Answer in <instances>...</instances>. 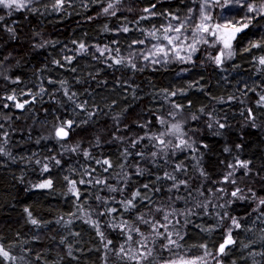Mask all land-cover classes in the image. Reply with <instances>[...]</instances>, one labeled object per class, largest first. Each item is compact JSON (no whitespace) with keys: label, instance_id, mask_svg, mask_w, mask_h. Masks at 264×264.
Returning <instances> with one entry per match:
<instances>
[{"label":"trees","instance_id":"obj_1","mask_svg":"<svg viewBox=\"0 0 264 264\" xmlns=\"http://www.w3.org/2000/svg\"><path fill=\"white\" fill-rule=\"evenodd\" d=\"M67 1L0 5V264H264L263 14L217 2L231 47L208 31L192 61L138 70L118 35L165 40L151 14L203 0Z\"/></svg>","mask_w":264,"mask_h":264},{"label":"rangeland","instance_id":"obj_2","mask_svg":"<svg viewBox=\"0 0 264 264\" xmlns=\"http://www.w3.org/2000/svg\"><path fill=\"white\" fill-rule=\"evenodd\" d=\"M217 2H222L221 11L223 12L222 18L227 17V13L234 10L244 12L253 20L264 16V7L260 5L251 4L238 5L237 0H208L205 4V0L202 2L188 3L179 9V12L174 16L175 18H169L164 11L152 13L158 21V28L161 32L165 33L167 39L154 41L147 39L145 41H139L135 38H123L117 37L119 43V50L122 59L131 63L138 70L147 69H159L165 70L175 66L186 64L188 61H192L200 46L204 43L206 33L212 31L217 37L218 41L225 47V44L232 46L234 38L232 37V31H229V27H213L211 28L208 18L210 10L216 5ZM16 3L23 4V9L26 11H34L44 6H69L70 2L67 0H16ZM76 1L72 5H76ZM251 6L252 11L249 10ZM246 8V9H245ZM203 9V14H202ZM243 13V14H244ZM183 24V28L180 32H175L171 29ZM203 25L208 31H198L193 35L196 25ZM264 28V18L256 28V31ZM238 30V28H234ZM234 30V31H236ZM123 39H122V38ZM179 37V39H177ZM171 40V43H169ZM229 48V47H225ZM87 53L91 56L92 62L95 64H106L105 59L110 56V51L107 45H98V42L91 40L86 46ZM147 57V59H145ZM190 79V75L187 73H181L175 78V82L181 83ZM232 243H225V249ZM222 254V253H220ZM200 260L192 259H173L167 263L160 264H200ZM205 264V263H201Z\"/></svg>","mask_w":264,"mask_h":264},{"label":"snow or ice","instance_id":"obj_3","mask_svg":"<svg viewBox=\"0 0 264 264\" xmlns=\"http://www.w3.org/2000/svg\"><path fill=\"white\" fill-rule=\"evenodd\" d=\"M15 3H16V0H0V5H4V6L7 7V8H13L14 5H15ZM207 3H208V0H205V4H207ZM19 6H20V7H23L24 5H23V4H20ZM109 7H112V6L109 5ZM249 10L252 11V10H254V9H252L251 6H250V7H249ZM104 11L107 12L108 9L106 8V9H104ZM146 11H148V10L146 9ZM202 14H203V9H202ZM174 18H175V17H174ZM204 18L207 19V18H209V17L205 16ZM0 19H2V17H0ZM217 27H220V26L217 25ZM245 27H246V25H245ZM182 28H183V24H181V25H179V26H177L176 28L171 29V30H173V31H175V32H180ZM124 30L127 31V29H124ZM201 30H203V31H208V29L205 28L202 24H201V25H196V26H195V29H194V32H193V35H195L196 32L201 31ZM9 31H12V30L9 29ZM212 34L214 35L215 33H212ZM165 38L167 39V37H165ZM177 39H179V37H177ZM169 43H171V40H169ZM225 47H230V45L225 44ZM81 48H83V45H81ZM221 55H223V53H221ZM145 59H147V57H145ZM216 59H217V63H220V62H221L220 59H219V57H217ZM116 62L119 63L120 61H116ZM260 63H261V64H264V58H261ZM173 95H175V93H173ZM9 99H14V97H9ZM260 99H261V101H264V96H262ZM16 106L22 108V107H23V104H17ZM177 107H179V106H177ZM68 124H69V126H70L71 122L69 121ZM220 127H223V125H220ZM58 135L67 136V132H65L63 128H60L59 131H58ZM160 143L163 144L164 141L161 140ZM182 143H183V142H182ZM154 155H155V154H154ZM57 163H59V161H57ZM103 163L108 164V161L105 160ZM242 166L247 167V164H243ZM105 170H106V169H105ZM173 179H174V177H173ZM97 182L99 183L100 181H97ZM234 182H235V181H233V183H234ZM72 183H73V185H75V182H74V181H73ZM80 183H84V181L81 180ZM51 184H52V182L49 180V181H47L45 184L38 185V187H51ZM145 187H147V185H145ZM113 191H115V189H113ZM240 191H241V190H240L239 188H237L234 192H232V195H233V196H236L237 193L240 192ZM136 195H139V193H136ZM127 203H128L129 205H131L132 201L129 200ZM261 203L264 204V200H262ZM141 219H143V217H141ZM164 219H165V220H168V216L165 215V216H164ZM147 222H148V221H145V223H147ZM32 223L35 224L36 221L33 220ZM233 223L236 224L237 227L240 226L239 223H238L237 221H235V220H233ZM162 226H163V225H162ZM136 231L138 232L139 230L136 229ZM129 239H131V237H129ZM109 243H110V241H109ZM169 243H175V242L169 240ZM228 243H234V241H232V239H231V234H230V233H229L228 239H227V241H226V244H228ZM224 248H225V245H221V246H220V249H219V252H220V253H223V252H224ZM121 251H123V249H121ZM0 255H2V256H4V257H9V253H8L7 251H5L2 247H0Z\"/></svg>","mask_w":264,"mask_h":264},{"label":"water","instance_id":"obj_4","mask_svg":"<svg viewBox=\"0 0 264 264\" xmlns=\"http://www.w3.org/2000/svg\"><path fill=\"white\" fill-rule=\"evenodd\" d=\"M245 29V28H244ZM241 30H238V31H233L232 32V34L233 35H236V34H238V32H240ZM65 131V130H64ZM65 132H67V131H65ZM67 135H68V133H67ZM59 136V138H65V137H67V136H63V135H58Z\"/></svg>","mask_w":264,"mask_h":264}]
</instances>
